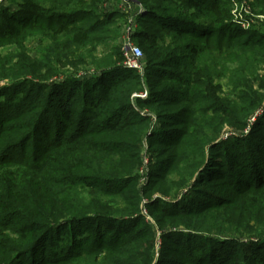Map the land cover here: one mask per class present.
Returning a JSON list of instances; mask_svg holds the SVG:
<instances>
[{
  "label": "trees",
  "instance_id": "trees-1",
  "mask_svg": "<svg viewBox=\"0 0 264 264\" xmlns=\"http://www.w3.org/2000/svg\"><path fill=\"white\" fill-rule=\"evenodd\" d=\"M101 1L105 0H11L14 9H0V46L24 44L27 30L36 29L56 55L68 48L71 54L83 50L94 59L98 42L108 48L102 62H97L101 71L94 77L95 87L88 89L83 81L79 84L83 89L78 90H84L89 99L79 100L75 95L80 96V92L71 90L55 99L51 91L44 93L49 87L38 86L15 105L0 102V224L14 234L8 239L11 243L0 238V246L17 256L31 254L56 228L88 221L89 231L105 223L117 237H106L105 245L96 242L93 248L77 249L61 257L40 255L32 264H152L156 252L157 261L161 258L156 264H229L234 248L219 250L207 243L203 254L198 242L222 240L240 246L243 235L258 236L264 231V134L260 136L263 145L241 147L244 157H231L222 151L224 156L217 149L209 151L223 142L218 140L221 127L209 130L210 138L199 139L201 131L193 115L197 112L206 119L245 127L264 98V78L259 74L264 67V22L263 30H241L232 22L230 0H138L150 11L133 16L152 30L140 31L144 46L154 51L149 63L181 68L178 73L166 69V78L180 85V89H173L177 97L171 103H185L181 121L176 122L181 125L173 129L177 133L171 139L174 149L156 170H149L142 188L134 169L139 164L143 137L151 129L150 116L138 111L137 117L132 115L135 107L131 98L142 81L132 75L136 70L114 65L111 44L127 21L123 20L126 13L111 6L108 12L97 14ZM248 5L253 14H264V0H248ZM58 60L47 58L44 66L52 70ZM151 68L152 73L162 76L153 72L154 66ZM115 69L127 73L109 78L106 74ZM222 79L229 89L219 97L224 90ZM213 81L215 86L210 87ZM136 100L143 106L150 103ZM18 118L22 123L12 135H6L12 130L8 125ZM261 118L264 120V110L255 124ZM170 120H157V128L163 130ZM125 126L131 129L122 131ZM157 128L150 130L145 140L151 153L162 156L168 147L152 145L172 136H163L168 130L160 136ZM120 132L126 133L129 141H112ZM185 146L192 151L184 152ZM59 157L69 164L55 167L56 177L52 178L47 175L49 163ZM107 163L112 164V176L101 167ZM163 164L164 169H160ZM79 166L86 173L77 172ZM6 167L24 168V173L39 179L38 186L30 188L21 178L8 177ZM160 170L159 175L156 172ZM90 178L117 185L100 186L90 183ZM191 181L193 194L201 191L199 195L191 194L193 189L187 187ZM215 184L222 188L211 191ZM225 187L228 190L224 191ZM184 188L186 192L179 199L177 195ZM158 193L177 197L167 201L153 197ZM181 202L186 203L172 207ZM143 209L151 214V221L145 219ZM51 210H58L57 214ZM159 233L161 244L156 251Z\"/></svg>",
  "mask_w": 264,
  "mask_h": 264
},
{
  "label": "rangeland",
  "instance_id": "rangeland-1",
  "mask_svg": "<svg viewBox=\"0 0 264 264\" xmlns=\"http://www.w3.org/2000/svg\"><path fill=\"white\" fill-rule=\"evenodd\" d=\"M11 0H1L0 1V9L2 8H9L14 9V5L10 4ZM154 1V0H151ZM246 1V0H245ZM234 3L238 5L237 7V17L238 19H241L242 12L240 8V4L244 3V0H234ZM232 4V3H231ZM2 6V7H1ZM111 6H113L114 9L124 14L122 11V7L120 5V0H105L101 1L98 6L96 7L95 13L97 14H104L111 10ZM145 12L142 14H148L150 11L148 9L144 8ZM240 13V15H239ZM80 17V14H73ZM126 15V14H125ZM124 15V21L128 19V14ZM249 16V15H247ZM243 17V15H242ZM133 27H134V34L132 38L133 44L139 46L142 50L143 57H142V63L143 68L140 71L132 72V75L135 77L141 79V88L137 92L133 93L131 101L133 103V106L135 107L133 109V117H137V111L141 115H148L150 116L151 121V129L157 128V120L159 122L166 120V117H169L171 119L169 122H167V126L164 127L163 130L158 129V134L162 136L164 130H168L169 133L163 136H172L168 140L164 139V143H154L152 147L157 148H164L168 147V151L166 154H163L162 156H159L157 154L151 153L149 150V143L147 140H145V136H149L151 134V131L149 130L147 134L143 137L141 146H140V155H139V164L134 169V173L138 177V184L140 187L144 188L145 183L148 181L149 177V170L151 169H157L156 167L159 166V164L166 159L165 157H168V154L171 153V151L174 149V141L171 139H175L177 137V133H174V128L178 129L181 124H177V121H181L179 117L182 115L184 111V105L185 103H171L172 100H175L177 95L173 91V89H180V85L176 82H173L171 78H166L167 70L173 71L175 73H178L181 71V68H177L174 65H171L166 68H161L160 66L152 65L149 63V56L154 53L149 48H146L142 42L141 32L140 31H152L151 29L147 28V23L137 21L136 17H133ZM250 28H255L257 30L262 29L263 25L261 22H264V18H259L258 16H249ZM241 30L247 31L249 30L246 28V24L238 25ZM124 43V33L123 31H119L117 34V37L113 40L112 46V53H114V59H115V68H119L122 65V52L121 47ZM108 48L106 47L105 43L98 42L97 43V52L93 54L94 59H91L89 57V53L83 50H80L78 52H74L71 54V50L68 48H64L63 54L56 55V52L51 48L50 43L42 37V35L39 34V31L36 29H29L27 30V36L24 40V44L18 45L16 43L13 44H6L3 46H0V74L6 75L5 77H0V102L1 103H7L11 105H15L16 101L20 100L25 93L29 92L30 90L34 91L38 86L41 87H49L46 88L45 94L51 91L53 93V97L55 96V99H58V96L62 93L68 92V90H71L74 93L80 92L79 95H75V98L77 99H89L90 95L83 94L84 90H78L83 89L79 84L81 81H83V84L88 87V89H93L95 84L97 83V79L94 78L99 72L101 71L99 65L97 62H102L103 58L107 54ZM176 55H178V52H176ZM47 58L56 61V58L59 60L56 63H53L52 70L47 69L44 66V63L47 61ZM102 65V64H100ZM152 66H154V71H159V73L162 76H157L154 73H152ZM164 69V70H161ZM98 72V73H97ZM97 73V74H96ZM127 72L122 71L121 69H115L110 71V73L106 74L109 78H119L122 77ZM260 78H264V67L260 68L259 70ZM112 78V79H113ZM221 83L224 84V90L222 94H219V97H223V94H226L228 89V86H226L225 80H220ZM216 81H213L212 85L210 87L215 86ZM254 85H257V82L254 83ZM256 88V86H254ZM55 91H57V94H55ZM142 99L149 101L150 103L147 105H141L140 102H138L136 99ZM15 99V100H13ZM17 99V100H16ZM13 100V101H12ZM264 101V98H263ZM262 101V102H263ZM80 105L82 103H79ZM262 104V103H261ZM196 107V106H194ZM78 109H80V106H78ZM259 111L257 108L252 116L255 114V112ZM3 112H0V118L2 117ZM194 124L197 127L198 130L201 131V135L197 136L199 139L202 136H206V138H210V131L209 130H217L221 127V131L218 135V140L222 138L223 142H218L214 148L210 149L209 151L212 152L217 149V151H225V153H229L231 157H233L235 154L240 155V157H244V151L241 149L242 146H247L248 148L254 146L252 145L259 143V145H263L260 139V136L264 134V120L259 119V123L255 124L256 119L258 116L255 117L254 121H251L252 116L248 119V123L245 125L244 128H240L234 125H229L227 122L220 123L218 120L214 118L206 119L203 118L202 115L195 112L194 113ZM18 123H22L20 119L13 120L11 124L8 125L12 130L8 132L6 135H9L12 133V131H16V127L18 126ZM24 123V122H23ZM12 125V126H11ZM154 126H156L154 128ZM131 128L124 127L122 131L130 130ZM248 129L247 132L245 130ZM251 130V131H250ZM250 131V134L248 133ZM252 132V134H251ZM171 134V135H169ZM224 134H229V136H223ZM12 135V134H10ZM231 135H238V136H244L242 138H234ZM100 137V136H95ZM112 141L117 140H123V141H129V138L126 133L120 132L114 134L112 136ZM162 139V138H161ZM227 139V140H226ZM226 140V141H224ZM172 142L170 145H166L167 143ZM225 142V145L223 144ZM206 147L204 148V151H206ZM225 149V150H224ZM184 152H191L192 150L189 149V147L185 146L183 147ZM208 152V150H207ZM224 155V153L222 152ZM70 154L69 156H71ZM186 154L184 153V156ZM243 155V156H242ZM225 156V155H224ZM126 157V156H125ZM79 158L86 159L85 156L79 155ZM147 160L146 163H144V160ZM234 160H230V164H233ZM69 164V162H66L63 157H59L58 159H53L49 165L50 170L47 173L48 176H51L52 178L56 177V174L54 172L55 167H61L63 165ZM95 168H97L96 163L90 162ZM116 164V162H115ZM125 164V163H124ZM228 165V164H226ZM164 164L162 168L164 169ZM105 173L109 176L111 175V171L113 170L112 164H104L101 166ZM126 168V164L124 166ZM22 167H6L5 171L8 177H15L21 178L22 184L27 187L35 188L38 186V178H32V176H29L28 174L23 172ZM77 169V172L79 173H86L83 172L82 166H79ZM143 169V173H142ZM159 175L162 173V170L156 172ZM170 173V172H169ZM60 175V174H59ZM174 178V177H173ZM177 179V178H175ZM186 179V178H184ZM90 183L97 184L100 186H106V185H113L114 183L107 184L106 182L94 180V178L88 179ZM190 182V185L187 187L192 188ZM117 185V184H114ZM222 187L215 184L210 190H218ZM193 192H195V188H192ZM202 189V188H201ZM228 190V187H225L226 191ZM200 191V190H199ZM186 192L185 188L182 190L181 193H179L177 196L180 199L183 197L182 194ZM201 193H194L195 195H199ZM221 194H228L230 191L227 192H220ZM147 194V192H146ZM193 194V195H194ZM145 195V194H144ZM149 195V194H147ZM177 196H168L169 200H173L174 197ZM145 197H147L145 195ZM153 197H159L163 200L167 201V197L153 194ZM144 202V200H143ZM181 202L177 206L172 207H180L184 205L186 202ZM160 206L165 207V203H161ZM0 211H2L0 209ZM58 211V210H57ZM57 211L51 210L53 214H57ZM61 211V215H63V211ZM2 213V212H1ZM143 213H145V219L146 216L150 217L151 214L145 209H143ZM264 220V216L262 217ZM153 221V220H152ZM253 224V221L250 222ZM90 223L87 222H81V223H72L66 226H61L56 228L55 230L51 231L49 233L47 241H44L42 244L38 245L36 250L31 252V254H22L20 256H17L18 254H15L14 252L5 251V248L3 246H0V264H9L11 262H14L13 264H32V259H35V257H38L40 255H44L45 257L53 258V257H61L63 255H68L73 251H77V249H90L93 248L96 245V242L99 244H107V238L106 237H112L115 239L116 234L114 232H110L107 230L105 223L98 224L95 228L96 231H89L88 226ZM127 225V224H125ZM255 225V224H254ZM0 238H2L3 241H6V243H11L8 239L11 237H14V234L7 229V226H4L0 224ZM258 236L251 235V234H245L243 235L240 240L243 241L241 245L236 244H230L226 243L222 240H211L210 242H206L205 240L199 241L198 243L201 244V252L204 254L206 253V244L212 243L213 247H219L218 249L225 250L229 249V247L235 249V253H232V257H230L229 264H264V231L258 232ZM261 234V235H260ZM118 235V234H117ZM123 235V234H122ZM160 237V236H159ZM175 237V236H171ZM179 236H176L178 238ZM106 240V241H105ZM161 241V240H160ZM220 241L223 243L220 244ZM78 243L77 248H75V245ZM250 243V244H248ZM95 244V245H94ZM96 245V246H97ZM204 245V246H203ZM238 249V250H236ZM237 252L240 253V255H237ZM29 254V255H28ZM173 257V256H172ZM161 258H158V262H160ZM259 259H261L262 262H259ZM88 262H91V259L88 260ZM87 264V263H86Z\"/></svg>",
  "mask_w": 264,
  "mask_h": 264
},
{
  "label": "built area",
  "instance_id": "built-area-1",
  "mask_svg": "<svg viewBox=\"0 0 264 264\" xmlns=\"http://www.w3.org/2000/svg\"><path fill=\"white\" fill-rule=\"evenodd\" d=\"M230 2L232 3L231 4L232 22L235 23L236 25H241L243 27V25L246 24V28L249 29V25H251L250 19H249L250 15L258 16L259 18H264V14H253L250 11L248 0L246 1L244 0V3L240 4L243 17L239 13V15L241 16V19H238L237 13H236L238 5L234 3V0H230ZM120 5L122 7V11L126 13V15L128 14V19L121 29V31H123L124 33V43L121 47V52L123 56L122 67L126 69H134V70L140 71L143 68V63H142L143 53H142L141 48L133 44L132 42V34L134 30L132 18L134 16V13L142 14L145 12V9L140 5L138 0H120ZM258 109L259 111L255 112V114L251 118V121H254L255 117L260 115L263 112L264 101L262 102L261 106ZM247 131L248 129L245 130V132ZM223 136H229V134H224ZM146 162L147 160L145 159L144 163ZM142 173H143V169H142ZM146 218L149 221H151L150 217L146 216ZM159 236H160V233L157 236V240L155 244L156 251H158L160 244H161ZM157 257H158V252H156V258L152 264L157 263Z\"/></svg>",
  "mask_w": 264,
  "mask_h": 264
}]
</instances>
